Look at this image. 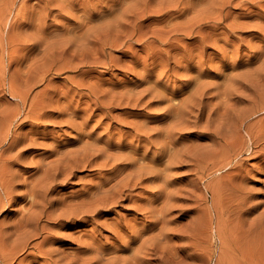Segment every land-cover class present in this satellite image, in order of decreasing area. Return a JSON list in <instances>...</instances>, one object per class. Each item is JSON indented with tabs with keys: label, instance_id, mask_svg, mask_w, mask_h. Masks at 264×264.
I'll return each mask as SVG.
<instances>
[{
	"label": "rangeland",
	"instance_id": "374dc122",
	"mask_svg": "<svg viewBox=\"0 0 264 264\" xmlns=\"http://www.w3.org/2000/svg\"><path fill=\"white\" fill-rule=\"evenodd\" d=\"M76 1V5L70 6L65 0H0V114L11 117L10 122H0V127L8 125L13 133L36 137L35 146L19 144L4 155H12L23 147H40L27 153L28 157L36 156V161H40L39 170L36 171L34 164H22L23 167L15 166L12 170L21 171L20 178H26L29 184L41 177L56 158L45 149L56 146H63L61 150L75 149L81 145L67 141L77 133L64 122L72 110L65 113L60 123L56 122L59 121L56 113L63 110L62 104L45 106L41 115L36 113L38 104L53 95L50 90L54 87L74 88L81 80L88 86L99 79L103 88L113 92L121 91L126 84L136 92L148 87L150 91L144 100L150 99L151 105L130 110L123 104L120 109L112 110V115L119 119L126 112L138 113V118L129 119L140 121L166 112L170 119L159 118L148 125L169 123L173 128L170 154L178 162L168 171V189L177 197L175 208L165 218V236H161L165 239L156 242L158 252L146 249L140 256L147 264H264V165L261 171L245 175V170L261 167L257 157L264 153V148L259 146L264 142L255 144L256 139L264 138L260 134L264 131V0ZM162 26L163 31L158 34L165 36L167 45L149 44L147 48H153L152 57L156 61L147 63L138 38L145 32L144 39H150V28ZM231 26L233 31L229 29ZM124 30L134 34L127 37ZM95 37L104 42L95 45ZM93 47L102 48L106 55L88 67V48ZM62 51L71 53L60 54ZM198 61L204 72L198 71ZM187 64H195L190 72L184 68ZM144 77L145 83H142L140 78ZM197 80L195 90H202L203 95L192 93ZM163 86L166 88L160 96L153 94L154 89ZM12 93L27 94L24 107ZM80 93L84 96L79 108L93 107L87 87ZM168 104L174 106L167 108ZM26 114L29 120L24 118ZM95 114L102 116L100 111ZM98 118L91 120L88 129L98 124ZM22 119L26 122L20 126ZM80 121L79 116L75 122ZM113 121L103 119L101 127L111 122L116 126ZM125 129L118 127L121 132ZM232 130L236 132L235 150L230 163L223 167L228 161L221 164L224 145L212 144L209 133L218 131L229 141ZM246 131L251 132L254 141H249ZM155 152L152 148L150 155ZM210 153L217 158L208 162L204 157ZM242 159L240 167L231 170L242 172L245 183L246 202L242 211L246 213L240 225L235 209L240 199L231 195L229 179L222 178L219 187L214 179L220 176L218 173L226 174L230 165ZM86 169L87 172L78 169L67 182L57 176L43 184L44 188L50 187L46 202H53L52 207L46 206L38 221V228L45 225L51 233L46 247L51 242L57 248H77L70 236L75 237L84 230L88 234L96 233L93 236L99 234L97 239L105 240L107 248L120 247V243L107 238L113 228L111 222L129 217L132 212L129 202L101 205L93 217L96 223L81 225L73 220L68 229L63 227V221L46 217L51 211L56 215L63 208L53 200L76 199L101 178L103 171L100 174L98 168ZM163 183L160 180L157 185ZM25 190L26 187H19L12 193L15 196ZM211 191H215L213 199ZM142 195L148 196L149 192ZM39 201L27 193L25 201L11 203L8 211L0 214V226H10L14 231L20 213L25 218L40 213ZM147 219L145 215H137L139 223ZM105 221L110 222L108 226H101ZM159 227L157 224L148 233L157 234ZM60 234H66L67 240L57 242L59 239L54 237L59 238ZM42 236H32L28 246L16 253L14 264H43L41 254L28 256L20 263L33 250L31 246L42 241ZM11 240L12 244L18 243L20 237L13 234ZM91 240L88 236V242ZM92 254L89 252L88 256ZM170 258L177 259L178 263Z\"/></svg>",
	"mask_w": 264,
	"mask_h": 264
},
{
	"label": "bare ground",
	"instance_id": "6f19581e",
	"mask_svg": "<svg viewBox=\"0 0 264 264\" xmlns=\"http://www.w3.org/2000/svg\"><path fill=\"white\" fill-rule=\"evenodd\" d=\"M52 1V0H48ZM68 5H76V0H65ZM91 1V0H90ZM78 27V26H77ZM200 27V25H198ZM162 27L150 28V39H144L146 33L144 32L138 41H142L144 49L141 52H145V62H155L153 59V48H147L149 44L159 43L162 46L167 45L165 36H159V32L163 31ZM230 31H233V27H229ZM127 37L134 34L128 33L124 30ZM104 40L95 37L93 43L95 45L102 44ZM70 49V48H69ZM100 47L88 48V67H92L96 64L95 59L100 58L101 55H106L105 51ZM102 51V52H101ZM71 53L69 51H62L60 54ZM79 56V54H78ZM138 56V55H136ZM83 57V55H81ZM186 58V56H183ZM168 60L169 57H164ZM135 60H131L134 62ZM195 64H187L184 66L187 71L190 72L192 66ZM117 66V65H113ZM198 71L204 72L203 65L198 61L196 63ZM133 72L135 70L133 69ZM145 77L140 78L142 83H145ZM102 80L98 82L89 83L85 85L84 80L76 83L74 88L70 89H58L54 87L50 91L53 95L48 97L46 101L38 104V114L41 115V110L47 106L50 107L53 104H62V111L56 113V117L59 118L57 123L64 120L63 116L68 110H72L68 118L64 120L67 123V128H71L77 131L76 136L67 141L73 143H81V145L75 149H64L63 146H56L51 149H45L49 154L55 156L53 163H49L47 168L41 177L32 179L31 183L27 184V179H21V171H13L15 166H21L22 164H34V168L39 170L40 161H36V156L28 157L27 153L30 150H38L35 147H23L18 149L12 155H4L7 151L14 149L19 144H26V146H35L36 137H29L28 134L19 135L13 133L11 127L8 125L0 127V214L8 211L9 206L18 202L25 201L27 193L32 195L33 198H39V204L41 205L40 213L36 215L27 216L20 213L18 217V224L14 231L9 226L2 228L0 226V264H14L16 253L19 249H24L28 246V240L32 236H42L40 243H34L31 247L32 251L28 252L23 260H26L28 256H34L41 254L44 259L43 264H147L140 254L144 253L146 249H150L151 253L158 252L157 241L165 239L164 230L166 229L165 218L175 208L174 201L177 197L171 194L169 187V175L168 171L175 166L178 161L171 156L170 152L173 151L171 134L173 128L169 123L163 125L149 126L148 123L157 121L159 118L162 120L170 119L166 112L161 116L145 117V120H136L129 118H138V113L126 112L125 117L119 119L117 116L112 115V110L120 109L125 104L130 110H139L138 108L151 105L153 102L144 100L149 94V88L144 87L136 92L131 85H125L119 92H113L111 89L103 88ZM198 85V80L195 82L194 90ZM201 82H199V87ZM87 87L88 97L91 98V104L93 107L88 109L79 108V104L82 101L83 94L80 93L82 89ZM165 86L154 89L153 93L156 96H160L162 89ZM199 89V88H198ZM48 92V91H47ZM197 92L196 90L192 93ZM203 95L202 90L197 92ZM13 98H18L24 107L27 94L16 95L12 93ZM153 96H151L152 98ZM161 102V101H157ZM76 106V107H74ZM174 105L168 104L167 108ZM166 110V107H165ZM96 111L102 112V116L95 114ZM201 113L203 107L200 109ZM53 115V113H51ZM81 117V121L76 123L77 117ZM99 116L97 119L98 124L88 129V125L91 120ZM24 118L29 120V115H25ZM109 118L114 120L105 127H101L102 120ZM154 119V120H153ZM10 122L11 117L0 114V122ZM242 121V120H241ZM26 121H23L20 126ZM161 122V121H159ZM118 127H125V131H118ZM101 128L100 130H98ZM112 129H116L113 132ZM235 129V127H233ZM98 131L97 135H94ZM206 131V130H205ZM213 133V134H211ZM210 134L211 143L219 146L224 145V151L221 153V164L227 165L230 163L231 154L234 152V137L235 130H232L230 140L225 135H219L218 131H213ZM249 141H254V136L250 131H246ZM264 136V131L260 133ZM39 135V134H38ZM115 139V141H114ZM258 142H264V138L260 137L256 139L255 144ZM40 145V144H39ZM259 146L264 148V144L260 143ZM156 150L155 153L150 155L151 149ZM261 153V152H260ZM259 153V154H260ZM229 155V156H228ZM217 158L216 154H207L204 159L208 162ZM258 163L261 167L255 169L245 170V175L250 172H259L264 165V153H261L258 157ZM29 159V161H26ZM242 160L236 161L233 165L229 166V170L226 174L220 175L214 179V184L219 187V181L222 178L227 177L229 179L230 186L232 188L231 195L240 199L235 206L237 213H239V224H243V217L246 212L242 211V207L246 202V196L244 194L245 183L241 177V173L232 172L234 168H239ZM220 164V165H221ZM98 168L101 174V178L97 183L90 185V187L83 191L81 196L76 199L53 200L57 201L60 207H63L56 215H52L55 211H51L47 214V219H54L57 221H63L62 225L65 229H68L73 225V220L81 225L88 224V222L94 223L93 217L99 213V206L112 204L118 206L119 202H129L130 210L132 211L129 217H123L117 222H111L113 228L110 229V236L108 241H114L120 243V247L116 249L107 248L104 242L97 239V236H93L96 233L88 234L87 230L84 233L76 235L70 238L76 242L77 248H57L50 242L47 247L45 245L46 240L51 234L49 229L42 225L38 228V221L45 212V208L48 205L52 207V204L46 202V194L50 187H43V184L49 180H55L57 176H62L63 181L67 182L74 176V173L78 172V169H82L81 172H87L86 168ZM220 170V169H217ZM24 172V171H23ZM163 180L162 185H157L158 181ZM19 187H26V190L13 195L12 190ZM157 188V189H156ZM45 191V192H44ZM149 192L148 196H143L142 192ZM212 192V199L215 197V191ZM44 193V195H43ZM145 197V198H142ZM12 203V204H11ZM11 204V205H10ZM8 206V207H6ZM58 207V208H60ZM109 208L107 210H111ZM13 209H10L12 211ZM78 214H82L77 217ZM145 215L148 218L141 223L137 222V215ZM88 217L90 219L88 220ZM96 223V222H95ZM110 222L105 221L101 223V226H108ZM157 224H160L157 234H150L148 231L152 230ZM31 225L32 227L26 226ZM61 227V228H63ZM15 234L20 237L18 243L12 244L11 237ZM73 235V234H72ZM88 236L92 239L88 242ZM57 242L67 240L66 234H60ZM70 239V240H71ZM56 242V241H53ZM68 246V245H65ZM108 246V245H107ZM45 247V248H44ZM89 252H93L91 256H88ZM121 252L122 254L119 255ZM119 253V254H118ZM159 260V257H156ZM172 262L178 263L177 259L170 258Z\"/></svg>",
	"mask_w": 264,
	"mask_h": 264
}]
</instances>
